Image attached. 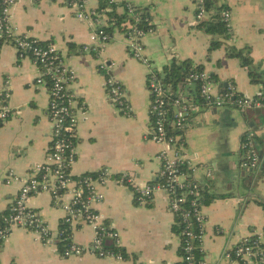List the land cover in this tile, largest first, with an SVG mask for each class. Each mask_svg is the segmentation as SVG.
<instances>
[{"label": "crops", "instance_id": "obj_1", "mask_svg": "<svg viewBox=\"0 0 264 264\" xmlns=\"http://www.w3.org/2000/svg\"><path fill=\"white\" fill-rule=\"evenodd\" d=\"M115 4L119 15L128 6L139 15L148 14L153 31L142 40L144 54L161 78H167L173 65L189 61L191 67L207 70L220 85L234 82L244 97L264 96V0L217 1L215 10L225 8L232 14V41L227 35L208 33L201 27L204 22L216 21L219 13L212 10L199 20L198 0H115ZM85 10L99 16L103 27L112 28L111 41L98 53L85 50L98 43L93 39L92 26L78 19L77 10L66 0H18L11 21L21 34L54 45L76 75L71 90L77 108L83 110H78L77 159L71 173L79 177L108 168L118 176H134L144 187L161 178L159 155L164 148L147 139L152 128L149 67L132 58L125 30L100 10L99 0H87ZM231 51L243 52L250 58V67L231 57ZM102 64L107 69H101ZM251 69L257 83L251 82ZM38 75L32 58H20L10 45L0 48V91L9 88L7 104L12 112L8 122L0 126V221L21 187L19 181L6 183L8 172L13 170L21 177L31 174L35 164L46 161L51 147L49 92L36 83ZM110 77L124 89L130 108L127 115L108 100L106 82ZM177 77L169 82L174 90L181 88L185 79L184 75ZM243 113L229 106L200 108L180 133L183 156L193 167H200L194 177L203 190L207 224L201 257L207 264H240L228 263L225 253L244 238L264 233V170L256 178L251 173L239 177L244 158L242 142L251 122L242 118ZM260 120H264V112ZM254 132L264 150V127ZM101 190L105 200L97 209L120 234L116 253L123 256L122 261L93 253L63 258L56 244H42L30 231L16 228L3 246L1 264L182 262L180 233L175 230L176 218L169 211L171 197L166 191H158L153 200L139 205L128 184L111 182ZM28 206L54 232L59 229L64 211L53 203L50 194L31 196ZM93 239L94 230L87 224H79L72 235L73 242L83 246H89ZM113 245L105 241L107 250Z\"/></svg>", "mask_w": 264, "mask_h": 264}, {"label": "built area", "instance_id": "obj_2", "mask_svg": "<svg viewBox=\"0 0 264 264\" xmlns=\"http://www.w3.org/2000/svg\"><path fill=\"white\" fill-rule=\"evenodd\" d=\"M213 0H198V19L207 15L206 4ZM77 10V18L88 21L93 29V39L98 43L95 47H85L86 51L98 53L100 47L109 43L111 37L106 33L103 22L95 13L85 10L87 0H66ZM18 0H0V48L12 46L20 58L30 57L39 69L36 83L46 86L49 92L48 119L51 124V147L46 161L32 167L31 174L19 176L10 170L6 183L19 181V192L0 221V255L5 242L16 228L30 231L35 240L42 244L65 243L63 258L80 257L93 253L99 258H111L122 261L123 256L107 250L105 241L120 246V234L104 221L98 206L105 200L102 192L107 184H128L139 205H146L153 200L158 191H166L171 199L169 211L176 218V224L182 227L180 232V249L182 263L207 264L201 257L195 262V252L202 251L203 238L206 231L207 218L203 211V194L200 183L194 175L200 167H193L182 154L183 143L180 133L185 129L192 115L200 108L211 107L221 109L226 106L246 111L255 108L264 109V96L250 99L239 94L234 82H227L223 88L210 73L200 66H192L187 72L181 88L174 90L171 83L161 78L153 69L150 60L144 54L143 38L153 31L152 21L148 18L149 28L140 29L129 23L126 26L129 50L132 58L149 67L148 88L151 93L150 116L152 128L147 139L162 145L159 155L162 162V175L159 182L144 187L136 183L134 176L129 174L115 175L110 169L104 168L96 174H85L75 177L71 173L77 159V129L79 124L76 97L72 93V85L77 78L71 67L66 63L60 51L51 44H44L37 38L21 34L11 21V12ZM116 5L115 0H109ZM126 13L139 22V13L128 6ZM227 29L229 40H233V17L228 9L220 14ZM101 69H107L105 64ZM224 89V91H222ZM107 97L110 102L122 109L127 115L130 111L126 102L124 89L120 82L108 78L106 82ZM10 97L9 88L0 91V126L7 123L12 112L7 102ZM255 132L249 131L242 142L243 168L258 166V153L253 143ZM211 178V172H208ZM48 193L53 203L64 211V218L57 231H53L42 217L28 206L31 196ZM79 224H87L94 230V239L89 246L73 242L72 235ZM67 226L69 235L65 236L61 227ZM264 233L256 238H244L234 248L225 253L228 263L264 264ZM1 264V261H0Z\"/></svg>", "mask_w": 264, "mask_h": 264}, {"label": "trees", "instance_id": "obj_3", "mask_svg": "<svg viewBox=\"0 0 264 264\" xmlns=\"http://www.w3.org/2000/svg\"><path fill=\"white\" fill-rule=\"evenodd\" d=\"M99 1H100V10L102 12L106 11L108 16L116 23V25H122L124 30H126L127 28H126V26L124 27L123 25L127 24V23H129L130 25H134L140 29H146L147 30L149 28L148 22H147V19H148L147 13H144V14L141 13L140 17H139V22H136V20L134 18L130 17L129 14L126 12H124V14H122V15L117 14L115 11V9H116L115 6L111 5L109 3V0H99ZM215 6H216V3L214 2V0L208 1L206 4V10L208 12L214 10L215 12L219 13V18H217L216 21H210L208 23L204 22L201 24V27H205V30L208 33H213V34L217 33V34L226 36L227 35V29H226L225 24L223 23V21L221 20V17H220L221 11L224 10L225 8H221L219 11V10H215ZM111 30H112V28H109V29L105 28L106 33L110 37H111ZM229 54L231 57L240 59L241 65L243 67H250V65H251L250 58H248L243 52L231 51ZM190 68H191V62H189V61L182 63L180 66L173 65L171 67L168 75H167V78H165V79L167 82H173V80H176V78H179L177 76H181V78H182V75H184L186 77L187 72L190 70ZM249 76L251 78L252 83L258 82V80H256V76H255L252 69L249 70ZM159 181H160V179L156 180L155 182H159ZM67 228H68L67 226L61 227L62 231L65 230L64 231L65 236L69 235V230H68L69 228L68 229ZM175 230L177 231V233L178 232L180 233L182 230V227L180 225H177V227H175ZM65 243L66 242L58 244L59 252L63 250ZM111 250L114 252L118 251V249L114 245L111 246ZM201 256H202V252L199 249H197L195 252V262L199 263V259H201ZM178 264H184V263L181 262Z\"/></svg>", "mask_w": 264, "mask_h": 264}, {"label": "water", "instance_id": "obj_4", "mask_svg": "<svg viewBox=\"0 0 264 264\" xmlns=\"http://www.w3.org/2000/svg\"><path fill=\"white\" fill-rule=\"evenodd\" d=\"M217 1L218 0H214L215 3H217ZM221 86L223 88H226L227 82L222 84ZM222 91H224V89ZM243 112L244 113L242 114V118L244 120L251 119V122L249 123L250 131L253 130V132H254V131L259 130L262 127H264L263 126L264 125V120H260L262 115H263V112H264L263 108H255V109H250V110H246V111H243ZM258 118H260V119H258ZM253 143L256 145V148H257L258 166L255 167V168H243L242 166H240L239 167V177H241L243 173L244 174L245 173H251L252 174L251 177L252 178H256L257 175H258V172L260 170H262V171L264 170V150H261V148L259 147L258 140H257L256 136L253 139Z\"/></svg>", "mask_w": 264, "mask_h": 264}]
</instances>
